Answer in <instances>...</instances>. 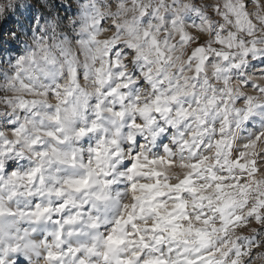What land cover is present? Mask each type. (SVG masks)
Returning <instances> with one entry per match:
<instances>
[{
  "label": "clouds",
  "instance_id": "clouds-1",
  "mask_svg": "<svg viewBox=\"0 0 264 264\" xmlns=\"http://www.w3.org/2000/svg\"><path fill=\"white\" fill-rule=\"evenodd\" d=\"M0 264H264V0H0Z\"/></svg>",
  "mask_w": 264,
  "mask_h": 264
}]
</instances>
